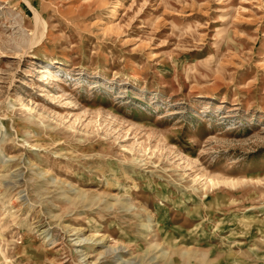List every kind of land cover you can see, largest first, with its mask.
I'll return each mask as SVG.
<instances>
[{
  "label": "rangeland",
  "instance_id": "obj_1",
  "mask_svg": "<svg viewBox=\"0 0 264 264\" xmlns=\"http://www.w3.org/2000/svg\"><path fill=\"white\" fill-rule=\"evenodd\" d=\"M0 264H264V0H0Z\"/></svg>",
  "mask_w": 264,
  "mask_h": 264
},
{
  "label": "bare ground",
  "instance_id": "obj_2",
  "mask_svg": "<svg viewBox=\"0 0 264 264\" xmlns=\"http://www.w3.org/2000/svg\"><path fill=\"white\" fill-rule=\"evenodd\" d=\"M40 19V18H39ZM41 72H44V70L43 71H41Z\"/></svg>",
  "mask_w": 264,
  "mask_h": 264
}]
</instances>
